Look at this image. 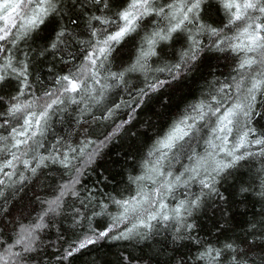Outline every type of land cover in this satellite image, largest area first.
<instances>
[{
  "label": "trees",
  "instance_id": "1",
  "mask_svg": "<svg viewBox=\"0 0 264 264\" xmlns=\"http://www.w3.org/2000/svg\"><path fill=\"white\" fill-rule=\"evenodd\" d=\"M124 2L112 0L114 5ZM168 2L170 0H158L159 5ZM60 8L59 16L49 18L46 25L30 37L19 40L14 48L5 44L6 48H11L7 55L14 57L13 63L18 68L21 65L17 61L28 64L29 87L23 89V95H18L20 85L10 69L7 70L8 79L0 83V97L3 98L0 101V136L9 137L0 142V146L5 148V152L0 153V161L11 158L7 149L13 143L9 135L12 127L22 130L28 111L38 112L42 101L34 105L33 109L18 113L19 122L7 115L8 107L12 103L36 101L45 92L55 93L60 88L56 80L68 74L69 69L75 70L84 63L83 50L87 49L89 41L95 39L91 35L92 28L95 27L100 33L103 27H107L90 20L92 15L101 13L87 0H77L75 6L69 0H64ZM115 11L114 7L112 12ZM76 17L79 18L78 24H71L70 19ZM202 17V23L215 27H223L226 22L223 11L215 8L210 15L202 13ZM57 21L59 26L73 30L75 40L68 46H60L56 51L48 50L41 55L50 43L51 30ZM167 24V20L158 16L146 18L138 32L116 45V51L104 62L106 71L101 69L100 84L88 80V84L95 89V98L82 94V98L77 97V103H72L61 97L65 103L54 106L43 134L33 138L39 142V146L29 140L28 145L21 147V152L29 146L33 148L28 156L21 157L29 159L33 167L42 156L62 157L66 154L70 159L68 168L47 160V167L38 168L37 174L33 176L22 163L15 162L14 170L5 169V172L14 171L11 178L0 173V179L5 181L4 185H0V191L3 192L0 196V207L3 208L0 211V229L3 230L0 235L6 242L15 237L21 226L30 227L40 222L39 217L48 206L45 201L55 199L62 185H70L79 194L73 196L71 192H66L58 212H49L44 217L47 227L37 232L40 250L34 254L37 260L33 264H199L196 257L202 246L219 247L228 240L237 244L247 240L259 242V237L247 233L250 221L264 220V200L255 192L260 187L259 181L264 180V157L256 155L217 177L215 186L226 197V201L211 195L206 197L202 206L193 210L187 218V223L196 225L191 235L178 221H151L152 229L144 239L134 236L126 241H100L82 249L68 261L57 259L70 244L78 243L85 235H89L91 229L100 231L113 223V218L122 211L114 201L129 200L137 196L138 192L151 193L181 173H184L181 181L186 180L192 174L185 172V169L196 166L201 158L209 161L213 158L218 161L229 159L220 151L223 145L216 137L223 134L213 131L217 128L216 116L211 115L208 105L213 110L219 106L222 112L239 95L235 87L220 91L225 84H233L232 77L239 79L235 71L239 62L236 54L229 50H216L207 36L200 35L197 37L201 41L198 59L191 63L190 70L172 79L168 71L161 69L175 64L181 52L190 46L188 33L173 34L171 40L158 43L157 56L150 57L145 67L138 66L135 71H128L135 63L145 38L160 28H166ZM188 28L192 33L196 32L193 25H188ZM232 35L233 32L225 28L221 38ZM4 56V53H0V63L5 62ZM110 72H124L125 75L123 80L115 81L108 75ZM157 80L167 83L150 90L147 85ZM13 96H17V99L12 100ZM262 101L264 96L258 94L251 123H247V118H241L244 121L241 130L255 129V135L250 134L249 139L264 135ZM201 103L205 106L203 118L194 111V107ZM117 104L120 105L118 109L115 108ZM110 110L112 115L108 117ZM6 120L9 123H4ZM181 120L191 125L187 129L188 135L179 142L183 148L179 152L173 149L168 152L167 159L160 161L161 171L165 174L171 172L172 177L157 176L148 169L159 154L150 153L155 152L158 141ZM236 135L237 130L234 129L227 148L235 143ZM260 147L252 145L247 150L255 153ZM200 172L201 175L188 180L186 186H177L172 194L161 189L163 194L154 197L156 203L163 202L171 210L181 200L191 199L202 191L207 192L199 183L205 177L203 169ZM142 176L151 177L156 183L153 184L152 179L148 178L138 179ZM73 180L79 183L71 185ZM241 186H250V191L241 195ZM225 209L227 216L224 214ZM135 222V218L121 222L117 231L131 227ZM180 234L185 239L177 240ZM125 257L127 261H124Z\"/></svg>",
  "mask_w": 264,
  "mask_h": 264
},
{
  "label": "snow or ice",
  "instance_id": "2",
  "mask_svg": "<svg viewBox=\"0 0 264 264\" xmlns=\"http://www.w3.org/2000/svg\"><path fill=\"white\" fill-rule=\"evenodd\" d=\"M87 2L97 12L101 13V15H92L90 20L107 27H103L100 33L97 32L95 27L92 28L91 35L95 39L89 41L87 49L83 50L84 63L75 70L69 69L68 74L56 80V84L60 88L55 93L52 91L45 92L36 101L27 104L12 103L8 107L7 115L17 119V122H19L18 113H24L26 110L33 109L34 105L42 101L39 104L40 110L38 112L28 111L27 117L24 118L22 130H17L15 126L12 127L9 135L13 143L7 149L11 154V158L0 161V173L11 178L14 175V171L5 172V169L14 170L15 162L22 163L26 169L31 171L33 176L37 174L38 168L47 167L45 163L47 160H51L52 163H59L64 168L70 166V159L65 154L62 157L42 156L39 158L36 166L33 167L29 159H21L22 156H28L29 151H33V148L29 146L28 149L21 152V147L28 145L29 140H32L33 144L39 146V142L33 138L38 134H43L44 126L49 119V113L54 106L64 104L65 99L71 100L72 103H77V97L82 98V94L95 98L93 95L95 89L88 84V80L91 79L96 84H100L101 69H105L104 62L108 61L109 57L116 51V45L121 44L122 41L137 33L142 22L150 16L161 17L167 20L168 24L166 28H160L145 38L135 63L130 66L128 71H135L138 66L140 68L145 67L150 57L157 56L156 48L158 43L171 40L173 34L188 33L187 39L190 41V46L181 52L175 64L161 69V71H168L172 79H177L184 71L190 70L191 63L198 59L201 51V41L197 37L205 35L208 37L213 48L218 51L229 50L239 58L237 68L235 69L239 75V79L235 76L232 77L233 84H225L220 89L221 92H224L225 88L235 87L239 95L222 112L219 106L213 110L211 105H208L211 115L216 116L217 128L213 131L223 134L217 135L216 138L223 145L220 147V151L224 152L225 156L229 158L227 161H218L214 158L209 161L201 158V160L196 162V166L185 169V172L192 174L186 180L181 181V177L184 175V173H181L171 180L165 181L151 193L138 192L137 196L129 200L114 201L122 211L117 217L113 218V223L100 231L91 229L90 234L85 235L78 243L73 242L70 244L63 254L57 257L62 262L68 261L69 258L82 249L97 244L100 241H126L132 239L134 236L144 239L147 236V232L152 229L151 221H178L191 235L196 225L194 223H187V218L192 215L193 210L199 209L202 206V202L206 197L211 195L218 197L221 201H226V197L215 186L217 177L235 168L241 161H246L250 157L256 155L264 157V135L255 139H249L250 134L255 135V129L247 128L241 130L244 123L241 118H247V123H251L257 95L264 96V0H170V2L164 5H159L158 0H125L121 5H114L112 0H87ZM63 3L64 0H0V22H2L0 23V53L5 54V62L0 63V83L8 79L7 70L10 69L15 74L20 85L18 95H23V89L29 87L28 64L17 61V64L21 65L18 68L13 63L14 57L7 55V53L11 52V48H6L5 44H10L14 48L19 40L28 38L32 33L40 30L41 26L46 25L49 18L55 19L60 15V6ZM69 3L75 6L77 0H69ZM80 6L83 7V4ZM114 7L116 11L112 12ZM213 8L223 11L226 17L223 27H215L212 24L201 22L203 19L202 13L210 15ZM109 13L111 14L109 15ZM78 19V17L71 18L70 23L76 25L78 24ZM188 25H193L196 32L192 33ZM225 28L232 31L233 35L221 38ZM74 40L73 30H70L67 26H59V22L57 21L56 26L52 27L51 30L50 43L47 44L40 54L43 55L48 50L56 51L60 49V46H68ZM108 75L112 80L121 81L125 73L110 72ZM165 83L167 81L157 80L154 83L148 84L147 87L150 90H156L158 87H163ZM242 89L243 91H241ZM141 91L143 92V90ZM2 99L0 97V101ZM16 99L17 96L12 97V100ZM213 99L215 100V97ZM217 103L219 104V102ZM119 107V104L115 105V108L118 109ZM204 107L203 103L194 107V111H197L201 118L205 115L203 111ZM111 115L112 111L110 110L108 117ZM108 117H105V119ZM4 123L9 122L6 120ZM190 127L191 125H188L186 120H181L158 141V147L150 155L158 153L159 156L148 171L155 173L157 176L167 175L168 177H172L171 172L165 174L161 171L160 161L167 159L168 152H171L173 149H177V152H179L183 148V145H180L179 142L188 135L187 129ZM234 129L237 130L235 143H233L231 148H227L229 137L232 136ZM29 130H31L30 133ZM8 139V136H0V142ZM89 143L91 142L89 141ZM252 145L261 147L258 152L254 153L247 150ZM213 147L217 146L213 145ZM12 149H16V151H12ZM242 149L244 151H241ZM3 152H5V148L0 146V153ZM17 152H20V154L18 155ZM209 155L211 156V153ZM89 159H91V154ZM209 168L211 169L210 172L208 171ZM200 169H203L205 177L201 178L199 183L202 189H206L207 192L202 191L191 199L181 200L171 210L163 202L156 203L154 197L163 194L161 189L168 194H172L177 186L181 184L186 186L188 180L200 176ZM77 172H79V169H77ZM146 178L152 179L151 177H138L141 180ZM21 179L23 180L24 178L21 177ZM70 183L74 185L79 183V181L73 180ZM152 183H156L155 179H152ZM4 184L5 181L0 179V185ZM259 184L260 187L255 192L264 200V180H260ZM249 191L250 186H241L240 188L241 195ZM66 192H71L73 196L79 195L70 185H62L61 191L55 199L45 201L48 206L39 217L40 222L30 227L21 226L15 237L8 242L0 235V264H33L37 260L36 255H34L40 250L37 232L47 227V224L44 223V217L49 212H58L62 204V198ZM2 195L3 192L0 191V196ZM0 211H3L2 207H0ZM99 214L95 213V215ZM224 214L227 216V209L224 210ZM130 218H135L136 222L131 227L117 231L119 224ZM140 229H145L146 231L141 232ZM2 231L0 229V232ZM247 233L249 236L259 237V242L247 240L237 244L228 240L219 247L212 245L202 246L196 260L199 264H264V220L257 221L253 219L250 221ZM176 239L183 240L185 236L180 234ZM196 242L199 243L198 240ZM127 260L128 258L125 257L124 261Z\"/></svg>",
  "mask_w": 264,
  "mask_h": 264
},
{
  "label": "rangeland",
  "instance_id": "3",
  "mask_svg": "<svg viewBox=\"0 0 264 264\" xmlns=\"http://www.w3.org/2000/svg\"><path fill=\"white\" fill-rule=\"evenodd\" d=\"M0 23H2V22H0Z\"/></svg>",
  "mask_w": 264,
  "mask_h": 264
}]
</instances>
